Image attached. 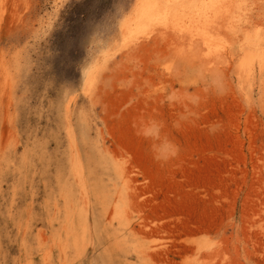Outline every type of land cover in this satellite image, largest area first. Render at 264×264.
<instances>
[{
  "label": "rangeland",
  "instance_id": "1",
  "mask_svg": "<svg viewBox=\"0 0 264 264\" xmlns=\"http://www.w3.org/2000/svg\"><path fill=\"white\" fill-rule=\"evenodd\" d=\"M136 2L0 0V264H264V72L236 68L264 0H228L211 48L193 17L123 38ZM181 90L202 102L177 129Z\"/></svg>",
  "mask_w": 264,
  "mask_h": 264
},
{
  "label": "bare ground",
  "instance_id": "2",
  "mask_svg": "<svg viewBox=\"0 0 264 264\" xmlns=\"http://www.w3.org/2000/svg\"><path fill=\"white\" fill-rule=\"evenodd\" d=\"M229 1H231V0H229ZM227 2H228V0H137V2L134 3V5L131 8V10L127 13L128 14V15H126L127 18L124 20V22L121 25V28L124 31L123 38H126L128 35L132 34V32L143 31L144 29H146L147 27L157 23L158 21L159 22L163 21V23H164V22L170 21L171 19L174 20V21H177V19H180V20L182 19V22H184L185 19L193 17L195 19L196 26H198L196 35L200 33L199 36H201V38L206 43L205 47L211 48L210 44L214 40L212 38L213 34L212 33L207 34V33H205V31H210V29L212 31L215 30V24L217 23L216 21L218 20V17L220 19H224V18L230 19L231 18V17L229 18V16L225 17L227 14H230V6H228ZM219 8L221 10L225 9L226 11H221V10H219ZM126 16H124V18ZM235 17L236 16H234V18ZM224 20H226V19H224ZM216 27H217V25H216ZM186 31H188V30H186ZM232 40H234V39H232ZM228 42H229V44L231 43L230 41H228ZM226 46H227V44H226ZM221 48H224V47H221ZM207 51H208V53L213 52L211 49H209ZM207 51H206V53H207ZM224 51H225V49H224ZM227 53L228 52H226V54ZM240 55H241L240 59H238L236 61V68H237V71H238L237 72V76L238 77H243L246 80H250V79H253L256 76L255 75L256 73H257V75H259V77L263 74V72H264V29L263 30L255 29L251 33H249L248 31L245 32V34L243 35L242 45H241V48H240ZM229 56H230V58H233L232 54H229ZM235 56H237V55H235ZM206 58H207V56H206ZM197 59H199V58H197ZM231 64H233V63H231ZM230 66H232V65H230ZM68 167H69V165H68ZM83 174H85V173H83ZM88 177H90V176H88ZM81 191H83V189H81ZM91 191H93V190H91ZM65 200H66V198H65ZM66 210H65V212H66ZM103 221H105V220H103ZM73 222H74V220H73ZM83 226H85V225H83ZM84 233H85V231H84ZM55 234H56V232H55ZM64 234H65V232H64ZM99 235L100 234H98V236ZM107 237H109V236H107ZM23 245H24V242H23ZM106 254L107 253H105V255ZM31 257H32V255H31ZM63 257H66V256H63ZM98 260H99V258H98ZM101 260H103L102 257H101ZM66 263H67V261H66Z\"/></svg>",
  "mask_w": 264,
  "mask_h": 264
},
{
  "label": "clouds",
  "instance_id": "3",
  "mask_svg": "<svg viewBox=\"0 0 264 264\" xmlns=\"http://www.w3.org/2000/svg\"><path fill=\"white\" fill-rule=\"evenodd\" d=\"M209 81L212 85L211 91L216 96L224 94V88L219 81V77L215 75L209 76ZM201 96L197 93H192L187 96L183 91L173 93L167 97V103L170 106L180 105L182 109L187 106L188 110H181L176 114L175 119L172 121L171 126L180 128L183 125L190 123L193 119L191 109H196L201 104ZM168 124L158 118H146L138 127L137 134L141 136L148 144V149L153 159L157 162L164 164L175 158L179 152V146L175 143L174 139L167 132ZM220 130V125L213 122L208 126L210 134H215Z\"/></svg>",
  "mask_w": 264,
  "mask_h": 264
}]
</instances>
